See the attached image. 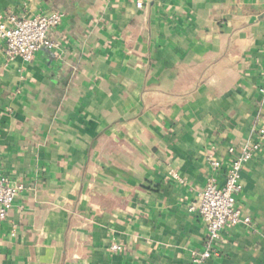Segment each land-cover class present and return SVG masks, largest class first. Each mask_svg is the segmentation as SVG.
Masks as SVG:
<instances>
[{
	"label": "crops",
	"instance_id": "obj_1",
	"mask_svg": "<svg viewBox=\"0 0 264 264\" xmlns=\"http://www.w3.org/2000/svg\"><path fill=\"white\" fill-rule=\"evenodd\" d=\"M53 11V50L8 61L0 41V173L21 186L0 264H189L206 225L187 206L224 172L205 154L264 127V0H0ZM240 183L250 222L200 264H264V143Z\"/></svg>",
	"mask_w": 264,
	"mask_h": 264
},
{
	"label": "built area",
	"instance_id": "obj_2",
	"mask_svg": "<svg viewBox=\"0 0 264 264\" xmlns=\"http://www.w3.org/2000/svg\"><path fill=\"white\" fill-rule=\"evenodd\" d=\"M138 8L142 7L143 0H133ZM62 15L53 11L37 14L33 17H17L14 14H0V41L1 49L6 60L16 56L28 61L39 49L53 50L58 46L50 36L51 28L61 22ZM262 83L259 87L264 102V70ZM256 139L251 142H242L237 147L229 146V157L226 162L217 158L213 153H206L205 160L214 172L224 167L222 183H218L215 176H210L204 188L188 204V212L205 222L206 236L205 249L191 254L189 264H200L214 254V246L220 238L221 232L240 223L248 224L249 216L243 214L236 201L241 191L240 173L244 164L257 153L264 143V127L255 130ZM176 179L178 176L171 172ZM21 189L9 177L0 173V221L6 219L13 201ZM111 251L121 249L117 243L110 245Z\"/></svg>",
	"mask_w": 264,
	"mask_h": 264
}]
</instances>
